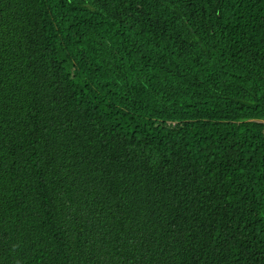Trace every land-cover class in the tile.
Returning <instances> with one entry per match:
<instances>
[{"label":"trees","instance_id":"trees-1","mask_svg":"<svg viewBox=\"0 0 264 264\" xmlns=\"http://www.w3.org/2000/svg\"><path fill=\"white\" fill-rule=\"evenodd\" d=\"M264 0H0V264H264Z\"/></svg>","mask_w":264,"mask_h":264},{"label":"water","instance_id":"water-1","mask_svg":"<svg viewBox=\"0 0 264 264\" xmlns=\"http://www.w3.org/2000/svg\"><path fill=\"white\" fill-rule=\"evenodd\" d=\"M250 122H255V123L264 125V120H250Z\"/></svg>","mask_w":264,"mask_h":264}]
</instances>
